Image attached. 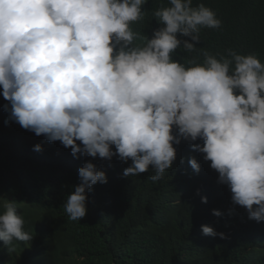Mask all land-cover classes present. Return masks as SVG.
<instances>
[{
    "label": "clouds",
    "instance_id": "1",
    "mask_svg": "<svg viewBox=\"0 0 264 264\" xmlns=\"http://www.w3.org/2000/svg\"><path fill=\"white\" fill-rule=\"evenodd\" d=\"M148 3L0 0L5 123L59 141L76 159L131 161L125 177L151 170L153 182L173 168L177 146L188 142L230 190L232 204L264 222V63L254 53L197 47L202 29L223 23L202 2L161 0L150 9L160 25L151 38L134 30ZM177 50L195 55L182 63ZM187 162L200 172L195 157ZM78 176L63 205L72 221L86 217L87 192L108 183L91 162ZM22 204L0 198V241L9 253L34 239L18 212ZM201 231L225 238L210 226Z\"/></svg>",
    "mask_w": 264,
    "mask_h": 264
},
{
    "label": "trees",
    "instance_id": "2",
    "mask_svg": "<svg viewBox=\"0 0 264 264\" xmlns=\"http://www.w3.org/2000/svg\"><path fill=\"white\" fill-rule=\"evenodd\" d=\"M160 2L149 0L144 6L149 11L134 30L151 38L160 25L150 9ZM198 2L223 23L219 30L202 29L197 47L213 54L227 48L254 53L264 63V0ZM177 52L182 63L195 55ZM6 103L0 95V198L23 203L18 212L34 239L15 253L0 241V264H264V222L250 220L244 208L232 204L230 190L217 183L210 162L188 142L177 146L173 168L161 180L153 182L151 170L125 177L131 161L76 159L59 141L50 143L15 122L5 123ZM37 144L41 152L33 150ZM189 156L200 163L198 174ZM85 162L104 171L108 183L87 192L86 217L72 221L63 205L80 183L78 169ZM202 226L225 238L204 235Z\"/></svg>",
    "mask_w": 264,
    "mask_h": 264
}]
</instances>
